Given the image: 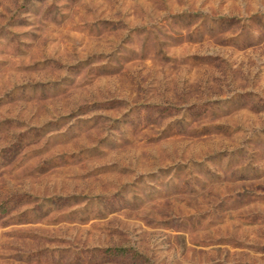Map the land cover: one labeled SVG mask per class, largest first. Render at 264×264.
<instances>
[{"label":"rangeland","instance_id":"374dc122","mask_svg":"<svg viewBox=\"0 0 264 264\" xmlns=\"http://www.w3.org/2000/svg\"><path fill=\"white\" fill-rule=\"evenodd\" d=\"M0 264H264V0H0Z\"/></svg>","mask_w":264,"mask_h":264}]
</instances>
